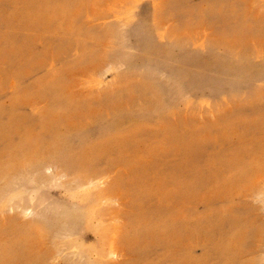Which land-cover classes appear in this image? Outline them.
Segmentation results:
<instances>
[{"label": "rangeland", "instance_id": "rangeland-1", "mask_svg": "<svg viewBox=\"0 0 264 264\" xmlns=\"http://www.w3.org/2000/svg\"><path fill=\"white\" fill-rule=\"evenodd\" d=\"M0 264H264V0H0Z\"/></svg>", "mask_w": 264, "mask_h": 264}]
</instances>
